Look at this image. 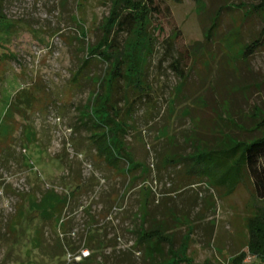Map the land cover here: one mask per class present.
Returning a JSON list of instances; mask_svg holds the SVG:
<instances>
[{
  "label": "rangeland",
  "instance_id": "obj_1",
  "mask_svg": "<svg viewBox=\"0 0 264 264\" xmlns=\"http://www.w3.org/2000/svg\"><path fill=\"white\" fill-rule=\"evenodd\" d=\"M110 1L0 0V264H159L138 243L157 227L180 258L236 264L264 199L245 172L220 186L207 150L264 135V45L243 56L262 27L257 0H154V97L134 108L129 172L98 157L79 115L97 88L73 82ZM171 32L175 50L200 48L182 67L188 102L159 63ZM103 69L93 61L85 76Z\"/></svg>",
  "mask_w": 264,
  "mask_h": 264
},
{
  "label": "trees",
  "instance_id": "obj_2",
  "mask_svg": "<svg viewBox=\"0 0 264 264\" xmlns=\"http://www.w3.org/2000/svg\"><path fill=\"white\" fill-rule=\"evenodd\" d=\"M180 3L181 0H172ZM110 10L98 30L101 36L93 45L86 48V58L73 82L84 79L92 83L97 91L89 97L87 104L80 111V123L88 131V140L97 150L98 157L114 169L132 171L136 166L129 153L124 148L126 135L133 130L134 108L138 103L151 104L153 89L149 84V66L158 45L155 30L152 26L154 0H111ZM254 11L260 16L262 27L259 36L247 45L243 56L253 54L264 45V0H257ZM179 35V34H178ZM176 32L171 34L160 44L164 53L159 63L168 61V69L177 78L176 87L179 89L177 97L188 102V92L184 94L188 75L184 65L192 56H198L200 48L182 47L175 50L178 37ZM135 37L134 43L129 40ZM104 67L102 76L88 78L85 69L92 62ZM188 70V68H187ZM17 99L19 106L29 104L28 95ZM174 103V102H173ZM12 105V103H11ZM151 107H154V105ZM154 109V108H153ZM264 126V125H260ZM227 143L225 148L207 150L210 161L218 165V171L224 173L220 178V186H229L237 178L246 173L252 178L254 187L260 191V199H264V135L252 139L249 143ZM198 154L194 159H200ZM192 159V158H191ZM188 161V155L178 156V161ZM121 166V167H120ZM138 243L146 244L144 253L149 260L159 264H194L187 258H180L173 248L172 240L159 227L144 231L140 234ZM159 245L163 246L162 248ZM167 246V249L164 248ZM254 258L251 264H264V209L249 222L248 253ZM245 254L238 263L244 264ZM156 263V262H155ZM203 264H211L205 262Z\"/></svg>",
  "mask_w": 264,
  "mask_h": 264
},
{
  "label": "built area",
  "instance_id": "obj_3",
  "mask_svg": "<svg viewBox=\"0 0 264 264\" xmlns=\"http://www.w3.org/2000/svg\"><path fill=\"white\" fill-rule=\"evenodd\" d=\"M84 256V255H83Z\"/></svg>",
  "mask_w": 264,
  "mask_h": 264
}]
</instances>
